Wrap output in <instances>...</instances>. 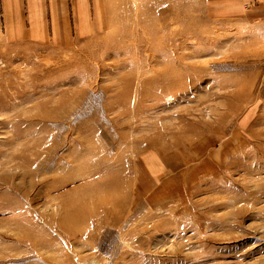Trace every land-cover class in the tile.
Instances as JSON below:
<instances>
[{"label": "rangeland", "instance_id": "1", "mask_svg": "<svg viewBox=\"0 0 264 264\" xmlns=\"http://www.w3.org/2000/svg\"><path fill=\"white\" fill-rule=\"evenodd\" d=\"M0 264H264V0H0Z\"/></svg>", "mask_w": 264, "mask_h": 264}, {"label": "bare ground", "instance_id": "2", "mask_svg": "<svg viewBox=\"0 0 264 264\" xmlns=\"http://www.w3.org/2000/svg\"><path fill=\"white\" fill-rule=\"evenodd\" d=\"M104 199H105V198H103V202H104V204H105L106 201H105ZM108 200H109V199H108ZM101 201H102V200H101ZM103 202H102V203H103ZM113 203H114V201H113ZM113 203H112V204H113ZM115 203H116V202H115ZM104 204H101V205H104ZM109 204H110V203H109ZM109 204H108V205H109ZM111 206H112V205H111ZM114 206H115V205H114ZM112 207H113V206H112ZM100 209L102 210V211H101L102 214H104V215H105V214H106V215L109 214V216H113V215H115V213H116L115 210H117V209L113 210V209H111L110 207H107V206H105V205H104V206H101ZM115 216H116V215H115ZM117 218H119V217H117ZM92 224H93V223H92Z\"/></svg>", "mask_w": 264, "mask_h": 264}, {"label": "crops", "instance_id": "3", "mask_svg": "<svg viewBox=\"0 0 264 264\" xmlns=\"http://www.w3.org/2000/svg\"><path fill=\"white\" fill-rule=\"evenodd\" d=\"M218 1H222V0H218ZM228 1H232V4L237 2V0H228Z\"/></svg>", "mask_w": 264, "mask_h": 264}]
</instances>
